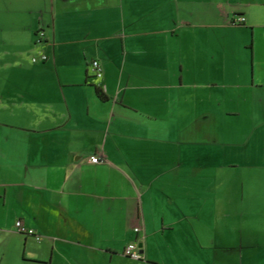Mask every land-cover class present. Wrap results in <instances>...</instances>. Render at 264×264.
I'll return each mask as SVG.
<instances>
[{
  "label": "crops",
  "instance_id": "obj_1",
  "mask_svg": "<svg viewBox=\"0 0 264 264\" xmlns=\"http://www.w3.org/2000/svg\"><path fill=\"white\" fill-rule=\"evenodd\" d=\"M263 134L264 0H0V264H264Z\"/></svg>",
  "mask_w": 264,
  "mask_h": 264
},
{
  "label": "built area",
  "instance_id": "obj_2",
  "mask_svg": "<svg viewBox=\"0 0 264 264\" xmlns=\"http://www.w3.org/2000/svg\"><path fill=\"white\" fill-rule=\"evenodd\" d=\"M239 21H244V17H239L238 18ZM42 60H46L47 57L46 56H42L41 57ZM32 61L33 62H36L37 61V58H32ZM92 67H93V70L95 72V75L96 77L100 78L102 77V68L100 66V63L97 61V60H93L92 61ZM89 161L91 163H99L102 161L101 157L100 156H97V155H92L89 159ZM16 227L20 230V231H24L25 233L29 234V235H34L36 237V239H40V236L34 234V231L32 229H25L21 222L20 221H17L15 223ZM139 228H135V231H138ZM123 255L130 258V259H133V260H140L142 258L140 252H139V249L137 247V245L135 243H129L123 250Z\"/></svg>",
  "mask_w": 264,
  "mask_h": 264
},
{
  "label": "rangeland",
  "instance_id": "obj_3",
  "mask_svg": "<svg viewBox=\"0 0 264 264\" xmlns=\"http://www.w3.org/2000/svg\"><path fill=\"white\" fill-rule=\"evenodd\" d=\"M5 17V15H3V17L2 18H4ZM262 136H264V134L262 135ZM262 144L264 145V137H263V139H262ZM239 173V172H238Z\"/></svg>",
  "mask_w": 264,
  "mask_h": 264
},
{
  "label": "trees",
  "instance_id": "obj_4",
  "mask_svg": "<svg viewBox=\"0 0 264 264\" xmlns=\"http://www.w3.org/2000/svg\"><path fill=\"white\" fill-rule=\"evenodd\" d=\"M98 93L100 94V96H101V93L98 91Z\"/></svg>",
  "mask_w": 264,
  "mask_h": 264
}]
</instances>
